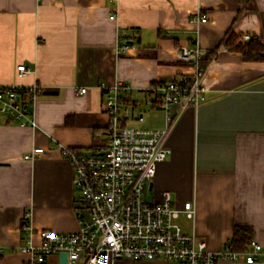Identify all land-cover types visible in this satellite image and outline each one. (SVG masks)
<instances>
[{
    "label": "crops",
    "instance_id": "0c3cea01",
    "mask_svg": "<svg viewBox=\"0 0 264 264\" xmlns=\"http://www.w3.org/2000/svg\"><path fill=\"white\" fill-rule=\"evenodd\" d=\"M196 12L207 13V22H192ZM231 33L264 44V0H0V85L44 86L33 105L36 127L0 113V264L27 259L19 250L29 238L25 214L34 230L79 229V192L61 147L103 144V87L129 85L122 105L128 124L166 126L151 88L189 70L182 45H197L204 56L214 52L206 100L175 106L170 154L158 164L154 191L169 190L180 206L194 202V224L184 216L180 222L210 251L222 252L236 226L251 227L264 246V60L246 61L228 49ZM122 37L131 43L124 51ZM20 63L35 74L18 76ZM36 147L44 151L25 158ZM42 264H61L60 256ZM116 264L187 263L123 258ZM213 264H264V252L253 263L241 257Z\"/></svg>",
    "mask_w": 264,
    "mask_h": 264
},
{
    "label": "built area",
    "instance_id": "2783aa9c",
    "mask_svg": "<svg viewBox=\"0 0 264 264\" xmlns=\"http://www.w3.org/2000/svg\"><path fill=\"white\" fill-rule=\"evenodd\" d=\"M116 18L115 13L110 19ZM208 14L196 12L191 21L204 23ZM243 39H250L244 34ZM131 47L122 37L119 49ZM204 54L199 46L182 45L180 59L189 70L176 79L160 82L151 88L154 107L166 112L167 124L151 129L128 124L122 105L130 87L122 81L103 87L102 111L108 116L103 144L92 150L62 146V156L71 164L74 186L79 192L77 219L79 229L56 232L34 230L25 214L22 229L29 238L19 247L27 255L23 264H42L53 256L67 253V264H116L117 260L162 259L187 264H213L220 259L244 258L253 263L264 252V246L252 239L247 249L236 251L229 242L222 252L208 249L207 241L184 230L182 216L194 224L196 207L192 200L177 205L169 190L156 194L150 183L158 164L170 154L168 138L176 122L177 104L198 107L206 100L204 79L207 69L201 67ZM18 76L35 74L26 63L16 67ZM44 90L35 81L24 86L0 85V113L19 121L22 126L36 127L33 105ZM86 87L80 88L85 93ZM143 121V113L137 114ZM44 151L36 147L25 155L33 159ZM151 192V197H147Z\"/></svg>",
    "mask_w": 264,
    "mask_h": 264
},
{
    "label": "trees",
    "instance_id": "16d2710c",
    "mask_svg": "<svg viewBox=\"0 0 264 264\" xmlns=\"http://www.w3.org/2000/svg\"><path fill=\"white\" fill-rule=\"evenodd\" d=\"M225 46L234 51L241 53L242 58L246 61L264 60V44L256 37L243 40L235 34H229L225 41ZM214 52L208 53L201 61V67L206 69ZM253 239V231L249 226H236L229 244L236 251H244Z\"/></svg>",
    "mask_w": 264,
    "mask_h": 264
},
{
    "label": "water",
    "instance_id": "95a60500",
    "mask_svg": "<svg viewBox=\"0 0 264 264\" xmlns=\"http://www.w3.org/2000/svg\"><path fill=\"white\" fill-rule=\"evenodd\" d=\"M153 187H154V182H151L149 188L153 189ZM60 263L61 264H67V253L66 252H62L60 254Z\"/></svg>",
    "mask_w": 264,
    "mask_h": 264
},
{
    "label": "rangeland",
    "instance_id": "374dc122",
    "mask_svg": "<svg viewBox=\"0 0 264 264\" xmlns=\"http://www.w3.org/2000/svg\"><path fill=\"white\" fill-rule=\"evenodd\" d=\"M147 197H151V192H147Z\"/></svg>",
    "mask_w": 264,
    "mask_h": 264
}]
</instances>
